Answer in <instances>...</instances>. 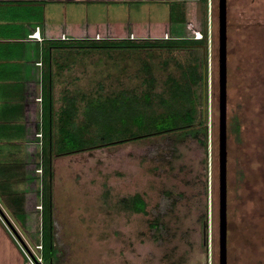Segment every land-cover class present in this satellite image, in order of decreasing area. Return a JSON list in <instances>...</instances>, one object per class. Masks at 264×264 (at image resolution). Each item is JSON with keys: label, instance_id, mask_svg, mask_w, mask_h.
<instances>
[{"label": "rangeland", "instance_id": "1", "mask_svg": "<svg viewBox=\"0 0 264 264\" xmlns=\"http://www.w3.org/2000/svg\"><path fill=\"white\" fill-rule=\"evenodd\" d=\"M186 11L192 23L186 28L189 37H193V29L203 32L206 26L210 33L207 86L201 88L202 108L208 116V145L191 137L169 139L157 134L53 157L52 216L59 252L56 264H219L218 0H210L207 15H197L195 6ZM165 12L146 10L145 18L156 19L154 15L162 17ZM168 12L176 22L183 10ZM141 27L149 30L147 23ZM126 28L131 29V25ZM227 35L228 264H264V0H227ZM95 38L103 39L99 35ZM128 38L134 39L132 43L107 38L79 42L92 47L90 51L79 48L75 62L57 74L55 113L65 97H74L70 100L77 101L81 119L86 113L96 118L101 109L114 115L111 126L120 121L125 124L128 118H135L128 108L135 97L133 90L137 93L144 89L140 95L144 106L134 112L145 107L158 109L156 100L145 102L150 89L144 79L155 77L159 90L169 74L179 76L177 62H185L182 67L188 75L191 54L130 46L145 43L142 39L152 40L133 35ZM205 51L199 47L193 52L200 57L204 73ZM145 66H151V71L144 72ZM100 94L109 95L113 106L98 108L100 99H105ZM41 100V96L36 99ZM181 100H175L173 106ZM29 109L27 122L35 125L41 120V107L34 103ZM148 113L153 115L152 109ZM167 121L152 128H168ZM179 121L186 124L184 119ZM97 129V124L91 128L93 141L98 140ZM151 130L139 127L138 132ZM29 159L24 132L16 126H0V196L27 192L31 217L28 228L23 229L0 198V245L4 242L8 246L6 250L1 245L0 264H29L24 253L39 252L41 206L37 185L32 191L27 187L30 170L35 167ZM37 171L42 173L41 169ZM136 193L146 200V213L122 205L124 197ZM156 222L157 227L152 225Z\"/></svg>", "mask_w": 264, "mask_h": 264}, {"label": "crops", "instance_id": "2", "mask_svg": "<svg viewBox=\"0 0 264 264\" xmlns=\"http://www.w3.org/2000/svg\"><path fill=\"white\" fill-rule=\"evenodd\" d=\"M194 6L197 15L207 14L205 0H0V118L14 120L6 124L23 131L27 151H33L34 147L27 145L35 137L41 120L35 125L27 122L29 105H40L42 118L44 101L39 103L36 99L43 96L44 89H51L52 113L56 118L64 104L55 113V79L59 71L75 62L74 55L81 51L76 42L97 40V35L103 39H127L130 35L138 39L189 36L186 28L192 23L186 10ZM174 8L183 10V21L172 20L168 10ZM150 9L166 12L149 20L145 11ZM143 23L149 25L148 31L141 27ZM130 25L131 29L126 28ZM37 30L40 37H33ZM34 185L30 181L27 187L32 191ZM1 245L8 249L4 242Z\"/></svg>", "mask_w": 264, "mask_h": 264}, {"label": "trees", "instance_id": "3", "mask_svg": "<svg viewBox=\"0 0 264 264\" xmlns=\"http://www.w3.org/2000/svg\"><path fill=\"white\" fill-rule=\"evenodd\" d=\"M208 2V0H205ZM207 15V14H206ZM174 16H172L173 20ZM184 20L183 14L178 20ZM204 38L195 39L186 35L171 36L169 38H149L142 39L145 43L139 42V44H131L130 46L143 47V48H154L163 49L170 52L184 51L190 52L191 57L189 58L191 66L187 69L188 75L184 71L185 62H177L178 67L181 69L179 76L169 74L168 78L164 81V85L158 90L156 78L149 76L145 78L147 80L149 91L146 93V103H150L152 100H156L158 109L145 107V110H138L134 112L135 108L144 106L141 105L142 96H140L145 89L137 93L133 90L134 96L131 98L128 108L132 109V114L135 113V118H128L124 123H120L116 126H111L110 119L114 118V115L106 114L101 109H98L96 118H92L86 114H83L82 119L80 118L81 113L77 106V101L70 100L65 97L64 106L59 110L56 118H53V97L51 89H44L43 96L41 97L43 103V113L40 123H38V131L35 137L29 139L28 147L32 145L33 151H27L30 157L29 161L35 162V167L30 170V178L28 183L31 181L35 182L37 189V197L39 196V205L41 206V229L40 238L38 244L42 245L41 253L43 255L44 262L46 264H56L58 256H56L55 248V236H54V221L52 216V205H53V191H52V158L59 155H69L78 153L85 150L94 149L96 147L111 145L114 143H120L131 140H142L148 138L150 135H161L163 138H181L187 137L195 138L204 145H208L209 128H208V116L203 106V85L207 86V46H208V31L207 26L203 30ZM98 41L104 39H97ZM95 40V41H97ZM126 40L132 41L134 39L127 38ZM141 41V40H140ZM84 42V41H83ZM80 48H91L90 44H80L76 42ZM75 43V44H76ZM132 43V42H131ZM96 46V45H94ZM107 46V44H104ZM205 48V73L199 62L200 57L197 54H193L195 48ZM195 61V62H194ZM201 61V60H200ZM144 72L148 73L151 71V66H145ZM171 83V86H166ZM166 88L168 92L166 91ZM184 90L179 91V89ZM102 91V89H101ZM157 92V93H155ZM101 95V94H100ZM99 95V96H100ZM105 99H100L102 103H98L97 107L109 108L113 106V102L110 101L109 95L103 94ZM155 97V98H154ZM182 99L180 103L173 106L175 100ZM205 100H208L207 88L205 89ZM140 102V103H138ZM89 104V103H88ZM152 109L153 115L149 114L148 111ZM161 109V110H160ZM74 110V112H73ZM108 111V109H107ZM3 111L0 112V114ZM141 113V114H139ZM150 115V116H148ZM1 116V115H0ZM153 116V117H151ZM2 117V116H1ZM119 118V117H118ZM117 118V120H118ZM168 118L170 127L159 126L156 129L152 127L156 123L164 122ZM179 119H184L186 124H181ZM8 121V122H6ZM12 119L5 120L0 118V126H8ZM8 123V124H6ZM98 125L97 131L99 132L96 137L98 140H94L95 133L91 131L92 126ZM106 126L104 127V125ZM102 128H101V127ZM150 127L152 130L145 133L138 132L139 127ZM90 127V130H87ZM185 128L184 131H181ZM100 130V131H99ZM38 169H41V174L38 173ZM39 183V184H38ZM36 188V187H35ZM28 193L17 192L6 195L2 198V201L8 208V211L12 213L13 217L19 221V224L23 229L28 228V221L31 220L30 214L27 210V202L29 197ZM122 205L134 212H147V202L143 196L136 193L132 196L124 197L121 200ZM207 217V216H206ZM161 223V227L165 224ZM154 226H158L159 222L152 223ZM205 226V224H204ZM19 241V240H16Z\"/></svg>", "mask_w": 264, "mask_h": 264}, {"label": "water", "instance_id": "4", "mask_svg": "<svg viewBox=\"0 0 264 264\" xmlns=\"http://www.w3.org/2000/svg\"><path fill=\"white\" fill-rule=\"evenodd\" d=\"M218 11H219L218 12V18H219V264H228L227 0H218Z\"/></svg>", "mask_w": 264, "mask_h": 264}, {"label": "built area", "instance_id": "5", "mask_svg": "<svg viewBox=\"0 0 264 264\" xmlns=\"http://www.w3.org/2000/svg\"><path fill=\"white\" fill-rule=\"evenodd\" d=\"M210 2V0H209ZM194 35H193V38L195 39H201V38H204V34L202 31L198 30V29H193L192 30ZM207 31H208V37L210 36V33H209V30H208V27H207ZM40 37V32L39 30H37L34 34H33V37ZM38 248V253H35L34 255L30 254L28 251H26V256L27 258L29 259V264H43L45 263L44 262V259H43V255L41 253V249H42V245H38L37 246Z\"/></svg>", "mask_w": 264, "mask_h": 264}, {"label": "flooded vegetation", "instance_id": "6", "mask_svg": "<svg viewBox=\"0 0 264 264\" xmlns=\"http://www.w3.org/2000/svg\"><path fill=\"white\" fill-rule=\"evenodd\" d=\"M56 248V247H55ZM59 252L57 251V249H56V256H58L59 254H58ZM59 257V256H58Z\"/></svg>", "mask_w": 264, "mask_h": 264}, {"label": "bare ground", "instance_id": "7", "mask_svg": "<svg viewBox=\"0 0 264 264\" xmlns=\"http://www.w3.org/2000/svg\"><path fill=\"white\" fill-rule=\"evenodd\" d=\"M208 4H209V0H208ZM202 39V38H201ZM42 99V98H41Z\"/></svg>", "mask_w": 264, "mask_h": 264}]
</instances>
